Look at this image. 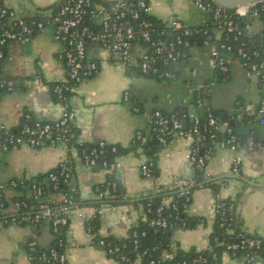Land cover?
Here are the masks:
<instances>
[{
	"label": "crops",
	"instance_id": "1",
	"mask_svg": "<svg viewBox=\"0 0 264 264\" xmlns=\"http://www.w3.org/2000/svg\"><path fill=\"white\" fill-rule=\"evenodd\" d=\"M62 0H4L17 17L44 16L53 11ZM149 14L163 23L177 17L189 27H199L211 22V17L194 0H150ZM213 31H220L213 23ZM258 43L264 45V20L255 19L248 31ZM216 42H207L200 37L192 43L189 56L180 65L172 66V75L157 79L145 74H132L130 67L114 61L105 50L94 46L92 55L99 60V71L82 79L71 93L70 103L75 112L74 129L79 141L92 144L100 140L116 144L121 148L135 145L137 131L145 139L151 137V117L156 109L165 112L177 110L184 120L192 121L197 114L193 93L209 82L210 103L214 108L227 112L229 119L238 112L253 109L262 99L264 84L257 75H248L246 70L234 61L227 73H222L210 61V52ZM6 54L0 69V77L13 78L16 86L0 96V126L18 130L23 116L32 114L41 121H52L61 117L63 104L56 99L53 85L66 77V66L61 57L64 45L55 37V26L49 24L23 40L11 41L5 48ZM135 59L139 58L140 44L132 48ZM130 98H124V92ZM195 104V106H193ZM225 124L220 125V131ZM259 142L254 146L239 149L217 146L214 154L207 156L205 178L218 180L220 197L240 195L237 206L243 227L252 233L264 236V186L248 185L232 178H220L231 174V165L237 155L243 157L241 175L264 184V127L259 125ZM191 142L182 137H173L167 147L157 154V170L150 177L141 172V165L149 160L142 144L120 154L122 168L119 176L125 187L123 203L98 201L96 186L107 178V171L99 165H87L74 158L72 168L82 202L88 214L99 213V233L105 237H125L133 223L143 216L140 203L142 196L166 189L173 176L194 177V169L187 154ZM66 150L62 143L44 144L40 147L20 145L8 151L0 148V181L11 179H32L57 166ZM227 179L226 181H221ZM6 196H19L14 188H7ZM171 197L165 198V203ZM215 196L209 186L193 191L192 202L187 213L201 219L196 226L174 231L173 242L184 251L194 247L205 249L214 228ZM67 243L64 264H121L103 249L90 243L85 223L75 212L69 214ZM55 235L48 221L40 224H4L0 227V264H36L28 259V246L48 248ZM224 264H244L243 258L223 254ZM41 264V263H38Z\"/></svg>",
	"mask_w": 264,
	"mask_h": 264
},
{
	"label": "built area",
	"instance_id": "2",
	"mask_svg": "<svg viewBox=\"0 0 264 264\" xmlns=\"http://www.w3.org/2000/svg\"><path fill=\"white\" fill-rule=\"evenodd\" d=\"M206 13L211 15L212 21L220 31L225 34V40L217 43L210 52V61L214 67L222 73H227L234 61L243 67L247 74L257 75L264 82V57L260 50L247 48V41L251 35L249 29L255 19L260 17L264 9V1L260 0L235 9L230 13L228 8L211 0H194ZM149 4L146 0H120L103 4L97 0H62L56 8L40 18L17 17L13 9L7 6L4 0H0V69L5 58V48L8 43L15 40H23L44 30L49 24L55 26V37L63 43L64 51L61 57L66 66V77L54 84L53 93L63 104L64 111L60 118L52 121H41L33 118L32 114L23 116L18 130L0 126V148L8 151L20 145L40 147L44 144L56 145L62 143L66 154L59 161L55 170L51 171L50 178L53 183L54 193L48 198L42 199L43 189L38 184L32 185L29 197L16 196L8 199L6 189H16L23 180L11 179L8 183L0 181V227L4 224H33L37 225L48 221L55 235V240L48 248L41 249L34 244L28 246V259L33 261L36 253L45 264H64L67 261L65 247L67 243L69 214L75 212L85 223L90 243L103 249L109 256L117 259L121 264H141L144 254L137 252L140 246V237L134 233L132 255L125 251V245L107 241L105 236L92 230L89 221L96 215L88 214L85 206L81 204L78 188L72 168L74 158L81 159L87 165H98L106 169L107 178L101 183L103 188H96L98 199H109L117 190L118 181L114 176L119 175L122 168L118 145L100 140L87 144L77 139L74 129L75 112L70 103L71 93L75 86L84 78L93 77L100 68L99 60L92 55V48L105 50L109 56L117 62L127 66L137 65L143 74L159 79H165L172 75V66L176 62L187 59L193 38L201 31L207 42H215V35L208 29L189 27L183 24L177 17H172L168 23L157 28L155 23L147 18ZM235 15L237 17H235ZM244 18L245 23L238 18ZM247 39V41H246ZM140 44L139 58L135 59L132 48L137 42ZM16 86L13 78L0 77V96L12 91ZM124 98H130V92H124ZM198 106L203 105L201 99ZM238 120L243 118V113L236 114ZM225 124V130L231 134L229 139L218 142L221 148L239 149L242 147L237 137L232 134L229 122L219 121L213 113L209 112L207 120L202 123L198 114L192 115V125L185 128L176 112H165L156 109L151 117V134L167 147L173 137H182L191 142V149L187 157L197 168L205 172L206 158L197 154L198 142L205 143L208 136L214 138L221 124ZM259 123L264 126V101L259 107ZM201 127H204L202 130ZM136 139L145 140L141 131H137ZM107 154H113L111 159H106ZM209 156V155H208ZM243 157L237 155L231 165V173L241 175ZM153 161H147L141 165V172L145 177L153 174ZM194 178L173 176L166 189L160 191H175L179 197H185V207L190 200L189 189L195 184ZM66 188H62L61 184ZM172 199V198H171ZM219 204L215 201V217L220 211ZM235 204H230L228 212H235ZM151 209L149 208V211ZM227 210H224V212ZM220 222L221 228L233 233L231 223L224 218ZM232 218L230 217V220ZM149 225L167 229L168 218L163 213V205L157 207L154 216L149 218ZM185 225V224H184ZM145 232H143V235ZM235 240H214L224 246V253L238 258L239 252L243 253L244 264H264L263 254L264 236L252 233L241 228L236 233ZM176 245L173 242L171 249L164 250L159 258H152L148 264H212L218 254L212 251L208 243L205 249L197 250L193 258L176 259ZM206 250H211L208 254ZM261 251V252H260ZM223 253V254H224Z\"/></svg>",
	"mask_w": 264,
	"mask_h": 264
},
{
	"label": "trees",
	"instance_id": "3",
	"mask_svg": "<svg viewBox=\"0 0 264 264\" xmlns=\"http://www.w3.org/2000/svg\"><path fill=\"white\" fill-rule=\"evenodd\" d=\"M98 2H101L103 4H109L106 0H97ZM149 4L150 0H146ZM214 2V0H211ZM264 1V0H263ZM230 13H235V9H228ZM147 18L152 20L157 28L162 27L165 23H163L160 19H158L156 16L151 15L149 13L145 14ZM36 18H40L41 16H35ZM211 17V15H210ZM235 17H237L235 15ZM26 19H30V17H25ZM261 20H264V9L261 10L260 17ZM240 22L245 23L244 18H238ZM213 21L211 19L210 23L203 24L199 27H193V28H199V29H206L208 28L214 35H215V42L216 44L219 43L221 40H225V34L216 35V33L213 31ZM200 37L204 38V34L201 31L197 36L193 38L194 42H198ZM250 40L247 41L246 47L247 48H255L260 50L262 57H264V45L261 43H258L253 37H249ZM189 56V52L187 57ZM172 68V67H171ZM130 73L132 74H143L142 71L138 67H130ZM159 79V78H158ZM161 80V79H160ZM264 84V82L262 81ZM54 87V85H53ZM211 96L210 90H209V82L206 81L205 84L199 88L196 89L193 93L194 102L197 106V114L202 118V123H205L207 120V115L209 112L213 113L215 117L218 118L219 121H221V114L223 112L222 109L214 108L211 103H207V99H209ZM57 99V98H56ZM201 99L203 101L202 106H198V100ZM264 101V92L262 94L261 101L251 110H247L243 113V118L238 120L236 118V114L232 116L231 119L235 120L234 124L229 123V126L232 128V134L237 137V140L241 143L242 146H254L256 145L260 137V130H259V107L260 103ZM176 112L181 120L184 119V115L178 112L177 110L173 111ZM244 124V126L242 125ZM192 125V121L190 126ZM263 126V125H261ZM264 127V126H263ZM202 130H204V127H201ZM231 137V134H229L226 130L220 131V128L218 129V132L214 138H211L210 136L207 137L205 143L201 144L198 142L197 144V154L203 155L206 158L207 163V156L214 154L218 142L222 139H229ZM135 145L131 148H121L118 146V153H126L132 149H135L139 144H142L145 152L147 153L149 157V161H153V173L157 170V154L161 149L163 148V145L159 140H157L152 134L151 137L145 139V140H138L135 138L134 141ZM113 157V154H107L106 159H111ZM100 166V164L98 163ZM55 170V167L51 169L50 171L37 175L36 177L32 179H20L23 180L24 186L22 184L18 186L16 189L19 192L20 197H29L32 192V185L34 183L38 184L43 189V195L42 199L48 198L52 196L54 193L53 183L50 178L51 171ZM195 184L189 189V195L190 200L187 201V205L189 206L192 202V194L193 191L199 187L202 186H209L212 188L215 199L217 203L220 205V211L216 214L215 221H214V228L213 231L209 237V243L212 246V251L216 252L218 254L217 259L213 260L212 264H224L223 262V253H224V246L220 243L216 242L214 240V237H219L220 240H235L236 233L241 230L243 227V222L239 218L238 212H237V206L240 199V195L238 194L236 197H227L222 198L220 197V189L221 185L219 184L218 180H212L210 182L205 183V172L200 170L196 167L194 164V177ZM114 179L118 181V187L117 190L114 191V196L109 199H98V201H93L90 204H100L102 201H110L113 204H119L123 203L124 201V195H125V187L121 181V178L119 175L114 176ZM19 180V179H18ZM227 179H222L221 181H226ZM103 184L97 185L95 188L100 187L103 188ZM62 188H66L65 184H61ZM171 197L172 199L165 203V198ZM186 202L185 197H179L175 191H159L156 193L147 194L141 197L140 203L143 207V216L136 222L133 223L128 231V235L122 238L115 237V236H108L105 237L107 241L120 243L125 245V251H130L132 255L136 254V251L132 252L133 249V237L134 233H138V237H140V246L137 250V252H140L144 254V257L142 259L141 264H148L149 260L152 258H159L161 256V253L164 250L171 249V244L173 243V234L176 229L179 228H190L194 227L201 221L200 218L196 216H191L187 213V207L184 206V203ZM235 204V212L230 214L228 212V208L230 204ZM82 205H85V202L81 201ZM160 205H163V213L168 218L169 226L167 229H162L160 227H152L149 225V218L154 216V211L159 207ZM149 208L151 209L149 211ZM224 210H227L224 212ZM230 217L232 218L230 220ZM228 223H231V226L234 230L233 233H229L226 231V228L220 227V222H223V219ZM90 226L92 227V230L94 232H97V239L100 238V235H98V232L100 230V215L99 213H96V215L89 221ZM185 224V225H184ZM143 232L145 234L143 235ZM264 249V245L262 246ZM44 249V248H41ZM209 254L211 250H206ZM261 252V251H260ZM176 259H182V258H193L194 255L197 254V250L192 247L188 251H184L180 247L176 249ZM263 254V263H264V253ZM243 253L239 252L237 254V257H241ZM36 264L43 263L39 259V254L36 253V258L32 261Z\"/></svg>",
	"mask_w": 264,
	"mask_h": 264
},
{
	"label": "water",
	"instance_id": "4",
	"mask_svg": "<svg viewBox=\"0 0 264 264\" xmlns=\"http://www.w3.org/2000/svg\"><path fill=\"white\" fill-rule=\"evenodd\" d=\"M108 2H114V1H120V0H106ZM217 4H220L228 9H236L239 8L241 6L250 4V3H254L260 0H214ZM175 65H180L179 62H176ZM207 103H210V100L207 99ZM193 106H195V104H193ZM221 121L222 122H229L231 124L235 123L234 119H229L228 113L227 112H222L221 114ZM183 125L185 128H188L189 125V120H184L183 121ZM244 126V124H242ZM226 177H232V178H236L239 179L243 182H245L248 185H253V186H264L263 183H258L256 181H253L252 179H249L248 177H245L244 175H236V174H228V175H224L222 177H217V179L220 178H226ZM214 179H206V181H204L205 183L210 182Z\"/></svg>",
	"mask_w": 264,
	"mask_h": 264
}]
</instances>
